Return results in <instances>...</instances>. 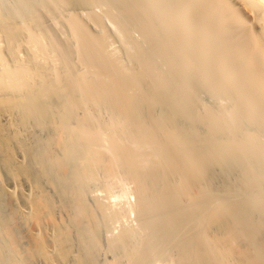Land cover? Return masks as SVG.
<instances>
[{
	"label": "bare ground",
	"instance_id": "1",
	"mask_svg": "<svg viewBox=\"0 0 264 264\" xmlns=\"http://www.w3.org/2000/svg\"><path fill=\"white\" fill-rule=\"evenodd\" d=\"M39 1L0 0V264H264V0Z\"/></svg>",
	"mask_w": 264,
	"mask_h": 264
},
{
	"label": "rangeland",
	"instance_id": "2",
	"mask_svg": "<svg viewBox=\"0 0 264 264\" xmlns=\"http://www.w3.org/2000/svg\"><path fill=\"white\" fill-rule=\"evenodd\" d=\"M38 1H39V0H38ZM40 1H41V3L43 2V0H40ZM40 1H39V3H40ZM101 6H102V5H101ZM101 6H100V8H99V6H97V7H96V10H95V8L91 10L92 14L94 13V12H93L94 10H95V13L98 14V15H95V13H94L95 16H93V15H92V16H93V17H97V16H98L97 19H98L99 17L102 18V19L100 18V20H102L104 23L101 22V21L98 19V21H99L100 24H101V27H102V26L105 27V28L102 27V30H104V31H101V34H103V33L105 34V32L107 31L108 35H110V36H108V37H111V38H108V37H106V38H108V39H107V40H108L107 43H111V44H112V45L110 44V48H111L110 51L114 50V51L112 52V54H113V53H114V54L117 53L118 56H117V54H116V56H117L118 58L120 57V58H119L120 60H121V59H125V60L127 61V59H128V57H127V59H126V56H128L127 49L125 50L124 48H126V47H123L124 44H125L124 35L121 33V31H119V27H117V25H116L115 23H113V21H112V22L110 21V20H112V18L109 16V15H110L109 12H108L107 10H105V8H107V7H106V6L101 7ZM36 8H37V7H36ZM38 8H39V7H38ZM63 9H64V10H63ZM63 9H59L58 11H62V13H65L66 15H67V11H68V14H69V12H71V13L74 12V10H73V9L71 10L70 8H64V7H63ZM97 9H98V10H97ZM41 10H42V9H38V10H37V14H40V15H41V13H42ZM50 10H52V9H50ZM50 10H48V11L46 10L47 12L43 10V12H44V15H45V16H47V17L50 16V18L48 17V19H50L51 21L48 20V19H46L47 17H45L43 14H42V16L44 17V19H43L42 16H39V15H38V16L40 17V19H43V20H41V21H42V25H43V29H45L46 32H49V34L53 33L54 35H53V34H52V35L54 36V38H55L56 36L59 37V35L62 34L63 29H61V27H60V30H61V31H60V30L58 31V30L54 27V26H56V25L54 24V26H53V23L55 22V23L57 24L56 27L59 29V26L62 24V21H61V22L58 21L59 23H57V22L55 21V19H56V20H59V19H62V17L65 18V16H62L61 18H59L58 13H60V12H58L56 9H55V10H56V12H58V13H56L54 10H52V11H51L52 14H53V16H52V14L50 15V12H49ZM99 10H100V11H99ZM38 11H40L41 13L38 12ZM53 11H54L57 15H56L55 13H53ZM97 11L100 12V14H99ZM102 11H104V12L107 11V13L104 14ZM48 12H49V13H48ZM76 12H77V11H75V13H76ZM65 14H64V15H65ZM103 14H104V16H103ZM55 15H56V16H55ZM61 15H63V14H61ZM61 15H60V16H61ZM107 15H108L109 17H107ZM82 17H83V16H81L80 18L82 19ZM103 17H104V18H103ZM53 18H54V19H53ZM83 18H84V17H83ZM109 18H110V20H109ZM52 19H53V20H52ZM106 19H107V20H106ZM46 20H47V21H46ZM82 20H84V19H82ZM44 21H46L45 24H47V23L49 24V25H48V24L46 25L47 28H46V26H44V24H43ZM84 21H85V20H84ZM109 21H110V22H109ZM25 22H26V21H25ZM52 22H53V23H52ZM50 23H52V24H50ZM102 23H103V24H102ZM105 23H106V24H105ZM110 23H111V24H110ZM112 23L115 24L116 27H114ZM50 25L53 26L56 30H55L54 28H53L54 31H52V29L50 30L51 27H50V28L48 27V26H50ZM58 25H59V26H58ZM61 26L64 27L63 25H61ZM116 28H118V29H116ZM33 29H34V28H33ZM43 29H42V30H39V32L41 31L40 33H43V32H44ZM89 29H90V28H89ZM92 29H93V28H92ZM34 30H37V29H34ZM64 30L66 31L65 28H64ZM90 30H91V29H90ZM93 30H94V32L91 30L93 33H95V32L97 31L96 34H98V33L100 34V30H101V28H100V30H99V29H98V30L93 29ZM105 30H106V31H105ZM37 31H38V30H37ZM115 31H116V32H115ZM118 31H119V32H118ZM128 31H129V30H128ZM132 31L134 32V31H136V30H134V29L130 30V31L128 32V33H130V36H131L134 40L137 39L138 41H139V40L142 41V35H140L139 31H136V32L139 33L140 36H139L136 32H134L136 35L133 34ZM56 32H57V33H56ZM58 32H59V33L61 32V33L59 34ZM64 33H65V32H64ZM66 33H67V32H66ZM66 33H65V34H62L63 37H62V35H61L59 38H60V39L63 38V40H64V39H65V38H64V35H66ZM107 33H106V35H107ZM118 33H120V35L123 36V38H122ZM43 34H44V33H43ZM55 34H56V35H55ZM57 34H59V35H57ZM134 35H135V38H134ZM137 36H139V37H137ZM58 37H57V40H58V42H60L61 40L59 41V38H58ZM65 37H66V36H65ZM140 37H141V38H140ZM138 38H139V39H138ZM109 40H110V41H109ZM123 40H124V42H122ZM137 40H136V41H137ZM117 41H118V42H117ZM140 41H139V42H140ZM62 42H64V41H61L60 43H62ZM112 42H113V43H112ZM118 43H119V44H118ZM121 44H122V45H121ZM108 46H109V45H108ZM111 46H112V47H111ZM113 47H114L116 50H120V49H121V50H120L121 52H120V51L116 52V50H115ZM122 47H123L124 50L122 49ZM112 48H113V49H112ZM108 50H109V48H108ZM119 52H120V53H119ZM125 52H126L127 54H126ZM110 53H111V52H110ZM121 53H122V54H121ZM124 54H126V55H124ZM119 55H120V56H119ZM122 56H123V57H122ZM128 60H129V59H128ZM121 61L124 62V60H121ZM127 63H128V61L126 62V65H127ZM124 64H125V63H124ZM128 65H129V64H128ZM128 65H127V66H128ZM161 65H162V63H161ZM161 65H160V66H161ZM162 67H163V65H162ZM201 89H202V88H200L199 90H201ZM199 90H198V92H196V95H199V94H198V93H200ZM203 90H205V89H203ZM203 90H201V92H202V96H201V93H200V99H199V98H198V99H199L200 101H202V102L204 103L205 106H207V107L210 108L211 110L213 109L212 111L217 110V108L220 107V106H218V105H219V104H218V103H219V100H218V102H216V103H215V101H216L218 98L220 99V97L217 98V97L215 96L216 98H214V96H213L214 99H211L212 97H210V96L208 95L209 92L207 91L208 93H206V90H207V89H206L205 91H203ZM205 94H207V95H205ZM209 94H210V93H209ZM210 95H212V93H211ZM213 95H214V94H213ZM217 95H218V94H217ZM207 96H208L209 98H208ZM219 96H220V94H219ZM196 97H197V96H196ZM198 97H199V96H198ZM221 98H223V103H224V98H225V96H223V97H221ZM215 99H216V100H215ZM225 99H227V98H225ZM227 100H228V99H227ZM229 100H230V99H229ZM225 101H226V100H225ZM230 101H231V100H230ZM227 102H228V101H226V103H224V104L226 105ZM220 103H221L220 105H222V106L224 105V104L222 103V100H220ZM229 103H230V102H229ZM231 104H232V103H231ZM210 105H211V106H210ZM216 105H217L218 107H217ZM227 105H230V104H227ZM227 105H226V106H227ZM215 106L217 107L216 109H215ZM226 106H224V107H226ZM224 107H223V108L220 107L221 109L219 108L217 112L219 113V112L222 110L223 112L226 111V113H229L228 111H230V110L232 109V107H230V106H227L228 108L230 107L229 109H228L227 107H226V108H224ZM227 109H228V110H227ZM224 110H225V111H224ZM217 112H216V113H217ZM247 129L249 130V128H247ZM252 129H253V128H252ZM251 131H254V129L251 130ZM259 142H260V139H259V140L257 141V143L255 144L256 148H259V149H257L258 151L256 150V148H255V150L253 149V154H254V152H256V154H254V156H257V154H260L259 156H261V154H262L261 157H264V156H263V155H264V151L261 152V151H262V148H264V145L262 144V143H264V142H263L262 140H261V143H259ZM258 143H259V144H258ZM258 145H259V146H258ZM260 145H263V146L260 147ZM259 151H260V152H259ZM98 173H99V175H100V176H98V178H99V177H103V176H102L103 174H101V173H103V172H98ZM101 179H103V178H100V180H101ZM113 181H114V180H112V182H110L111 187L113 186L112 189L114 188L113 191H114L116 194H117V193H122V186L119 184V182H116V181L113 182ZM97 183H98V182H97ZM97 183H96V185H95V183L93 184V186H94L93 188L91 187V186H92V185H91V186L89 187V190L92 189L93 191L90 190V193L92 192V194H93V193L95 192L94 195H96V194L98 195V194H99L100 196H99V195H98V196L102 199V198H103V197H102V196H103V189H102V186L100 187L99 184H97ZM99 183H100V182H99ZM113 183H115V184H113ZM117 183H118V184H117ZM100 184H101V183H100ZM119 185H120V186H119ZM96 187H97V188H96ZM127 187H128V190H129V186H127ZM100 189H101V190H100ZM113 191H112V192H113ZM96 192H97V193H96ZM114 192H113V193H114ZM116 194H115V195H116ZM90 195H91V194H90ZM105 195H106V194H105V192H104V196H105ZM106 196H107V195H106ZM107 197H110V195L107 196ZM107 197H104V198L107 199V201H109V199H108ZM104 198H103L102 200H104ZM114 200H115V202H114ZM135 200H136V197L134 196L133 193H131V194H129V195H125V196H123V197H118V199H117V198H114V197H112V199H111V197H110V201H111V202H109V203H110V204L112 203L114 206H115L116 203H117V205H116L115 207H117V208H120V207H121V209H123V212L125 213V216L123 215V217L120 218V219L117 221V223H116V222L114 223L116 226L118 225L117 228H120V227H122L123 225H124V226H125V225H126V226L129 225L130 227H133V228H137V227H138V222H139V221H138L139 218H137L138 215L135 214L134 211L132 212V211L129 209V208H131L132 206L135 205V202H136ZM107 201H105V202H107ZM118 206H119V207H118ZM122 206H123V207H122ZM128 209H129V210H128ZM124 210H125V211H124ZM124 213H123V214H124ZM121 220H122V222H121ZM119 221H120V222H119ZM120 223H121V224H120ZM119 225H120V226H119ZM124 226H123V227H124ZM126 226H125V227H126ZM155 256H156V257H159L160 255L157 256V254H155ZM155 256L151 257L152 260L150 259V260H151L150 263L153 261L151 264H154V263L157 264V263L161 262V261H160V258H163V259H161L162 261H163L164 259H166V258H164V257H162V256H160L159 259H158V258H156ZM154 257H155V260L153 259ZM157 259H158V260H157ZM164 261H165V260H164ZM166 262H167V261H165V263H166ZM161 263L164 264L163 262H161ZM161 263H159V264H161Z\"/></svg>",
	"mask_w": 264,
	"mask_h": 264
}]
</instances>
